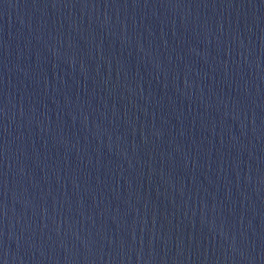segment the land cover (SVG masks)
Returning a JSON list of instances; mask_svg holds the SVG:
<instances>
[{"label": "water", "instance_id": "water-1", "mask_svg": "<svg viewBox=\"0 0 264 264\" xmlns=\"http://www.w3.org/2000/svg\"><path fill=\"white\" fill-rule=\"evenodd\" d=\"M0 264H264V0H0Z\"/></svg>", "mask_w": 264, "mask_h": 264}]
</instances>
